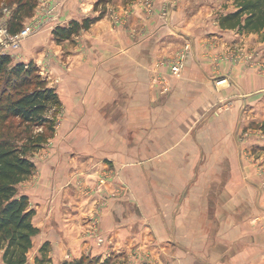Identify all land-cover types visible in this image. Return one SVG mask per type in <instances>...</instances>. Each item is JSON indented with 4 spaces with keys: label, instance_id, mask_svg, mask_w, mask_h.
Segmentation results:
<instances>
[{
    "label": "crops",
    "instance_id": "0c3cea01",
    "mask_svg": "<svg viewBox=\"0 0 264 264\" xmlns=\"http://www.w3.org/2000/svg\"><path fill=\"white\" fill-rule=\"evenodd\" d=\"M232 10L233 0H37L23 26L40 28L14 61L40 69L61 114L18 186L35 210L32 256L48 243L54 264H264V41L221 29ZM100 11L72 39L53 38Z\"/></svg>",
    "mask_w": 264,
    "mask_h": 264
},
{
    "label": "trees",
    "instance_id": "16d2710c",
    "mask_svg": "<svg viewBox=\"0 0 264 264\" xmlns=\"http://www.w3.org/2000/svg\"><path fill=\"white\" fill-rule=\"evenodd\" d=\"M13 1L15 7L8 29L17 33L24 19L32 16L37 0ZM233 5L234 10L219 17L220 28L238 34H260L264 39V0H233ZM103 14L100 11L97 16L58 25L52 31L53 38L58 42L70 40ZM60 107L58 94L48 86L33 62L14 63L10 56L0 55V251L4 264H26L33 237L38 234L32 222L35 210L27 195L19 193L18 186L34 173L31 156L50 138ZM22 126L42 127L47 131L31 136L29 132L18 131ZM38 253L36 264H54L48 243ZM61 264L110 263L99 257L81 256Z\"/></svg>",
    "mask_w": 264,
    "mask_h": 264
},
{
    "label": "rangeland",
    "instance_id": "374dc122",
    "mask_svg": "<svg viewBox=\"0 0 264 264\" xmlns=\"http://www.w3.org/2000/svg\"><path fill=\"white\" fill-rule=\"evenodd\" d=\"M99 2V1H98ZM14 7H15V3H14V1L13 0H0V26L1 25H7V27H8V21L10 20V18H11V14H12V10L14 9ZM96 7V6H95ZM97 10H99L98 9V7H97ZM89 17H91V16H89ZM23 28V27H22ZM81 31H84V30H81ZM259 36V39L261 40V41H264V39H262V37H261V35L259 34L258 35ZM26 40V39H25ZM25 40H23V41H25ZM22 41V42H23ZM21 45H22V43H21ZM21 45H20V47L18 48V49H16V50H14V49H11V50H6L5 52H2V51H0V55H8V56H10L11 58H12V61L14 62V63H16L15 61H14V58H15V55H16V53L20 50V48H21ZM253 51H255V50H253ZM245 51H241V52H238V54H237V57H238V59L240 60V59H242V60H244L245 62L246 61H249V62H252L253 61V57L252 56H247V54H249V51H247V53H244ZM254 55H256V54H254ZM241 58H240V57ZM247 57V58H246ZM246 58V59H245ZM254 63H256L255 61H253ZM39 72H40V69H39ZM40 75L45 79V77L40 73ZM48 83V82H47ZM59 114H61V108L59 109V112H57V114H56V116L54 117V119H55V125H54V131L51 133V135H50V138L47 140V142L45 143V145H43L41 148H39L37 151H35V152H38L39 150H41L42 148H44L45 146H47V145H49V142H50V139L54 136V134H55V132H56V126H57V124L59 123ZM17 124V122H15V125ZM23 128H24V130H23ZM18 131H25V132H29L30 134L29 135H31V136H34V135H36L37 133H40V132H46L47 130H45V128H42V127H33V128H25V127H21ZM24 136H26V134L24 133L23 134ZM35 152L32 154V156L31 157H33V155L35 154ZM31 252L32 251H30L29 253H28V260H30L31 262L30 263H32L33 262V264H36L35 263V257L34 256H32L33 254H31ZM38 256V255H37ZM34 257V258H33ZM110 263V262H109ZM27 264V263H26Z\"/></svg>",
    "mask_w": 264,
    "mask_h": 264
},
{
    "label": "built area",
    "instance_id": "2783aa9c",
    "mask_svg": "<svg viewBox=\"0 0 264 264\" xmlns=\"http://www.w3.org/2000/svg\"><path fill=\"white\" fill-rule=\"evenodd\" d=\"M39 26V25H38ZM40 27L36 26H23L17 33H11L7 25L0 26V51L18 49L23 40L35 35ZM189 50V46H185L183 53L179 55L169 66V72L172 77H179L184 66V55ZM102 240H99L101 242Z\"/></svg>",
    "mask_w": 264,
    "mask_h": 264
}]
</instances>
